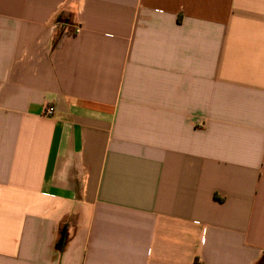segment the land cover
I'll return each instance as SVG.
<instances>
[{
  "label": "crops",
  "instance_id": "obj_1",
  "mask_svg": "<svg viewBox=\"0 0 264 264\" xmlns=\"http://www.w3.org/2000/svg\"><path fill=\"white\" fill-rule=\"evenodd\" d=\"M0 264H264V0H0Z\"/></svg>",
  "mask_w": 264,
  "mask_h": 264
},
{
  "label": "built area",
  "instance_id": "obj_2",
  "mask_svg": "<svg viewBox=\"0 0 264 264\" xmlns=\"http://www.w3.org/2000/svg\"><path fill=\"white\" fill-rule=\"evenodd\" d=\"M80 29H77L76 31L79 32ZM55 113V109L53 106H47V108L45 109L44 111V115L45 116H48V117H51L53 116Z\"/></svg>",
  "mask_w": 264,
  "mask_h": 264
},
{
  "label": "trees",
  "instance_id": "obj_3",
  "mask_svg": "<svg viewBox=\"0 0 264 264\" xmlns=\"http://www.w3.org/2000/svg\"><path fill=\"white\" fill-rule=\"evenodd\" d=\"M64 240H65V236L62 237V241H61L62 245H63V243H64Z\"/></svg>",
  "mask_w": 264,
  "mask_h": 264
}]
</instances>
